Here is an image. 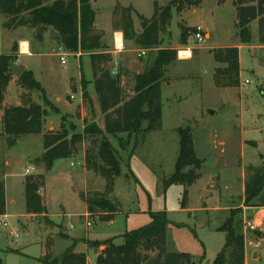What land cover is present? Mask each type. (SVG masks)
I'll return each instance as SVG.
<instances>
[{
  "label": "rangeland",
  "instance_id": "obj_1",
  "mask_svg": "<svg viewBox=\"0 0 264 264\" xmlns=\"http://www.w3.org/2000/svg\"><path fill=\"white\" fill-rule=\"evenodd\" d=\"M253 1L245 0V4ZM44 2L51 3L50 0ZM90 3L97 29L105 34L112 33L117 6L135 10L134 27L137 32H142L139 16L150 19L155 3H158L161 24L158 46L141 49L132 40L125 39L124 51L115 52L111 48L113 54L124 56L128 68L144 72L154 63L160 49L173 48L178 54L191 48L195 56L179 61L177 55V61L167 68V80L162 85L164 127L161 131L134 135L123 149L115 137H109L123 164L114 191L108 195L105 180L87 169L86 152L90 142L78 147L75 158L56 161L49 172L40 162L47 132L83 133L85 126L92 124V113L85 99L82 103H78L79 95L75 100L70 99L67 94L71 91L65 86L70 73L77 68L71 57H76L79 50H65L70 58L68 65L63 66L54 56L56 45H61L58 40L51 39L52 30L44 33V41L37 37L38 29L29 27L18 28L10 34L4 29L0 12V55L13 54L18 64H25L24 58L19 59L17 53L22 41L30 43L32 55H51L43 61L41 59L38 75L45 95L37 91L30 93L32 102L46 112L43 132L22 136L12 144L0 136V169L8 187L10 214L9 218H4L8 227L0 225V264H42L37 259L46 253L49 238L54 233L53 257L61 256L73 245L71 236L89 237L102 245L113 239L115 244L122 245L126 232L148 225L150 214L158 211H165L171 221L167 228L169 252L189 254L194 264H212L226 241L225 233L217 229L223 225L229 211L235 208H242L240 230L248 243L253 244L251 249L255 257L250 264H264V247L259 251L257 246L264 234V208L257 211L258 208L243 207L242 202L247 167L264 165V45L258 41V22L250 25V44H242L234 0H219L222 5L216 0H203L200 15L204 23L200 28L203 33L209 29L211 38L199 43L195 37L197 27H192L199 24L198 16L190 13L199 0H90ZM164 12L169 13L168 18ZM233 47H239L240 86L217 88L214 75L221 65L210 51ZM142 51H147V55L141 58ZM81 52L83 56L88 55L82 60L87 74L91 70V59L89 53ZM135 74L136 71L130 72L126 80L122 79L126 81L123 89L128 96L129 93L134 95ZM15 79L12 76L10 83ZM20 89L16 85L8 92L11 103L18 95L28 94L23 90L21 93ZM56 97H61L62 102ZM97 121H102L101 115L97 116ZM188 126L193 129L197 157L203 161V177L189 188L188 207L182 209L185 187L175 184L165 191L163 183L174 174L179 154V138L172 128ZM29 167L34 171L28 176L45 175V188L41 194L47 205L48 219L60 223L65 214L67 229L63 226L51 228L42 216L29 217L22 210L24 183L28 177L25 170ZM129 170L133 178L131 175L127 177ZM95 192L106 196V201L115 207L113 214L108 209L95 207L89 218L84 216L85 206L88 210L87 202ZM11 199L16 205L10 203ZM87 222L92 225L88 227ZM247 222L255 226L254 231L249 230ZM60 231L67 232L69 237H59ZM102 245L96 247L98 254L104 249ZM8 248L17 251L10 252ZM90 254L93 259L94 250Z\"/></svg>",
  "mask_w": 264,
  "mask_h": 264
},
{
  "label": "trees",
  "instance_id": "obj_2",
  "mask_svg": "<svg viewBox=\"0 0 264 264\" xmlns=\"http://www.w3.org/2000/svg\"><path fill=\"white\" fill-rule=\"evenodd\" d=\"M50 1V4H45L44 0H26L22 3L18 0H0L4 29L9 32L21 27L38 29L37 37L40 40H43L45 32L52 30L54 39L59 41L64 50H82L89 53L98 108L96 109L88 93L84 91L83 98L91 110L92 124L86 125L83 133L73 132L70 135L65 130L47 132L44 135V154L40 162L49 172L56 161L75 158L78 147L90 142L86 152L87 169L105 180L106 194L111 195L117 177L122 174L123 159L109 137H115L123 149L133 135L162 130V85L167 80V68L177 61V50H158L154 63L135 77L134 95L128 96L122 87L121 75L113 76L109 71L108 67L113 58L108 52V46L103 43L104 33L95 26V12L90 0ZM234 4L240 42L250 44V25L257 21L258 41L264 45V0H254L252 4H245V0H234ZM159 13L158 3H155L154 14L150 19L139 16L142 32H137L133 20L135 10L132 7L117 6L113 29L123 32L126 40H132L141 49L155 48L160 44ZM166 16L169 17L168 12ZM15 49L16 47L13 50ZM210 54L221 65L215 70L216 87L238 88L241 74L239 48L214 49ZM11 61L17 62L13 54L0 55V111L3 112V134L0 136L10 144L25 135L41 134L46 118V112L30 98L33 91L45 95L41 84L30 71H25L17 80L22 90L28 92L20 96L21 104H5L6 92L12 80V77L7 75ZM100 115L102 121L98 122L97 116ZM175 131L179 137V154L175 172L164 179L163 186L167 191L175 184H182L185 191L181 205L182 209H186L189 188L203 177V161L197 157L195 151L193 129L188 126L179 127ZM129 175L134 177L130 170L127 177ZM245 175L243 207L264 208V165L247 167ZM24 184L26 213L36 217L42 216L51 228H60L48 219V209L41 194L45 188V175L28 176ZM87 203L90 215L95 207L108 209L111 214L115 212V207L106 201V196L97 192ZM242 212V208L231 209L223 225L217 229L225 233L226 241L212 264H245V237L240 230ZM6 214V187L4 172L0 169V216ZM150 216L151 222L148 225L123 235L122 245L115 244L113 239L103 245L95 242V247H104L98 255L97 264H194L189 254L168 251L167 228L171 221L167 213L156 212ZM58 236L69 237L62 231ZM49 240L46 253L37 259L42 264H89L85 254L75 251L80 240H73V245L59 257L52 256L54 235L51 234Z\"/></svg>",
  "mask_w": 264,
  "mask_h": 264
},
{
  "label": "crops",
  "instance_id": "obj_3",
  "mask_svg": "<svg viewBox=\"0 0 264 264\" xmlns=\"http://www.w3.org/2000/svg\"><path fill=\"white\" fill-rule=\"evenodd\" d=\"M217 4L219 5H222L219 3V0H216ZM203 7V0H199V3L195 6V8L193 10L190 11V13L192 15H196L198 16V20H199V24L195 25V26H192V27H201L200 24L202 25L204 23L203 21V16L200 15V10L202 9ZM255 25V24H254ZM95 26H96V23H95ZM252 26V24H251ZM97 28V26H96ZM16 31V30H15ZM14 31V32H15ZM103 33H104V37H103V43H105L107 46H108V52L111 53L112 55V58H113V62L109 65V71L111 73H114L115 76L120 74L121 75V83H122V87L124 88V85L126 83V81H122V79H125L128 77V74H130V72H135L136 71V74L134 76V79L137 75L143 73V72H137L138 69L135 68V70H133L132 68H128L127 65L125 64L126 62L123 61V57L124 56H121V55H116V54H113L114 52H112L111 48L113 47L114 48V37H115V33H118V32H121V31H116L112 28V33L108 34L106 33L105 34V31L101 30ZM8 33L12 34V32L8 31ZM123 33V32H121ZM205 38L206 39H210L211 38V33L209 31V29H206L205 31ZM52 35V36H51ZM50 36H51V39L53 40V33L51 32L50 33ZM41 41H44V40H41ZM24 44H27L28 45V48L27 49H23V52L21 53V46H24ZM239 48V47H238ZM56 51L55 55L54 56H57L59 59H60V62H61V55L64 54L65 55V59H66V64L62 65L63 66H67L68 65V59L70 58L69 56V53L65 52L63 50V48L61 46H59V44L56 45ZM82 50H79L77 54V56L75 57V55H72V59L75 60L76 62V65H77V68L76 69H73V71L70 73V76H69V80L67 81L66 83V88L70 89L71 91V94H69L68 92V97L72 100H75L77 99L78 95H79V99H78V103H82V99L83 98V94H84V91H86L88 94H89V97L91 98V100L93 101V103L96 105V108H98V99H97V96H96V90H95V84H94V75H93V71H92V66H91V70L86 74L83 70V64H82V60L85 56H88V55H85L83 56L82 55ZM20 56H19V59L20 58H24L23 62L25 64V67H26V70L30 71L33 73L35 79L38 81V75H39V72L42 65H41V59L43 61V59H47L48 57H51V55H48V54H36V55H32L31 54V45L28 41H22L20 42V45L18 47V52H17ZM195 54L193 52V57L192 59L194 58ZM179 61H187V60H182L179 58ZM137 62H140V61H137ZM18 64V62H16ZM129 73H124V72H128ZM16 79L14 80V83H10L9 84V87L7 89V92H6V98H5V104H8V105H13V106H17V105H20V96L21 95H18L16 97V101H14L13 103H11L10 101V98L8 99V92L10 91V89L12 87L15 88V86L17 85L18 88L20 87L18 85V82L17 80L19 78L15 77ZM21 90V93L23 92L22 89ZM73 90H75L73 93ZM126 94V93H125ZM76 95V96H75ZM129 95L131 96L132 94L129 93ZM56 100H61L60 103L62 102V98L61 97H56ZM2 119H3V112L0 111V135L3 134V123H2ZM162 120H164V112H163V106H162ZM163 127H164V123H163ZM177 128L179 127H175V128H172L173 131L174 129L176 130ZM163 129V128H162ZM149 135V134H147ZM134 136V135H133ZM132 136V137H133ZM131 137V138H132ZM179 138V137H178ZM26 177V176H25ZM5 187H6V205H7V214L4 216V218H9L10 217V214L8 212V208H9V204H8V187H7V184H6V180H5ZM211 188L213 187L212 185L210 186ZM212 194V193H211ZM244 194V192H243ZM243 197V196H242ZM22 202H23V208L22 210L25 212L26 211V205H25V191L23 193V198H22ZM10 203L12 205H16V202L15 200H12L10 201ZM46 204V203H45ZM47 207V205H46ZM188 207V206H187ZM259 209H263V208H258L257 211ZM219 211H221V208H219ZM246 209L244 210V213H245ZM158 212H165V211H158ZM156 213V212H154ZM88 213V210H87V206H85V212H84V216H86ZM27 216L29 217H36V216H33V215H28L26 214ZM65 217L66 215L64 214L63 215V222H60V223H57V222H54L53 223L57 226H63L64 228H66L64 226V221H65ZM63 224V225H62ZM67 229V228H66ZM68 235L67 232H64ZM54 236H55V233H54ZM69 236V235H68ZM71 238L73 240H80V242L77 244L76 246V252L77 253H83L87 256V260L89 262V264H97V258H98V252L99 250L96 249V247L93 245L95 242H99L97 240H93V239H90L89 237L87 238H80V237H76V236H71ZM85 239V242H82V240ZM262 244V245H261ZM81 246H83V248H81ZM167 246H168V243H167ZM258 249L259 251H261L260 249L264 247V234L262 235V240L261 242L258 243ZM245 247H246V250H245V264H250L251 263V260H253V258L255 257V253L254 251H252L251 248H253V244L252 243H248V241L245 239ZM101 248H104V247H101ZM94 250L95 252V255L93 257V259L91 258V254L90 252H92ZM8 251L10 252H16L17 250L16 249H12V248H8ZM264 251V250H263ZM44 254V253H43ZM42 254V255H43Z\"/></svg>",
  "mask_w": 264,
  "mask_h": 264
},
{
  "label": "built area",
  "instance_id": "obj_4",
  "mask_svg": "<svg viewBox=\"0 0 264 264\" xmlns=\"http://www.w3.org/2000/svg\"><path fill=\"white\" fill-rule=\"evenodd\" d=\"M195 37H196V39H197V41L199 43H203L204 42L205 34L203 33V30L200 27H197V33L195 34ZM27 48H28V45H27ZM20 49H21L20 52L22 53L23 49H24V46H21ZM124 49H125V37H124V34L121 33V32L115 33V37H114V50H115V52H122V51H124ZM63 50H64V48H63ZM182 53H184L183 57L181 56ZM146 55H147V51H142L139 56L142 58V57H144ZM178 57L180 59H182V60H190V59H192V57H193V49L187 48V49L179 51L178 52ZM61 63L63 65L66 64V59H65V55L64 54L61 55ZM33 171H34V168H30L29 167L28 169L25 170V174L27 176L31 175L33 173ZM85 217L89 218L90 214H87ZM0 225H2L5 228L8 227V224L4 220V216H0ZM86 225L88 227H90L92 224L90 222H87ZM246 225L249 228V230H251V231L255 230V226L253 224H251L250 222H247ZM11 235L12 236H17V234H14V233H11Z\"/></svg>",
  "mask_w": 264,
  "mask_h": 264
},
{
  "label": "water",
  "instance_id": "obj_5",
  "mask_svg": "<svg viewBox=\"0 0 264 264\" xmlns=\"http://www.w3.org/2000/svg\"><path fill=\"white\" fill-rule=\"evenodd\" d=\"M19 3L25 2L26 0H18ZM26 71V67L23 64H16L13 61L9 63V71L7 73L8 76H15L20 78L21 75Z\"/></svg>",
  "mask_w": 264,
  "mask_h": 264
},
{
  "label": "bare ground",
  "instance_id": "obj_6",
  "mask_svg": "<svg viewBox=\"0 0 264 264\" xmlns=\"http://www.w3.org/2000/svg\"><path fill=\"white\" fill-rule=\"evenodd\" d=\"M24 49H27V44H24ZM184 53L181 54V56L183 57Z\"/></svg>",
  "mask_w": 264,
  "mask_h": 264
}]
</instances>
